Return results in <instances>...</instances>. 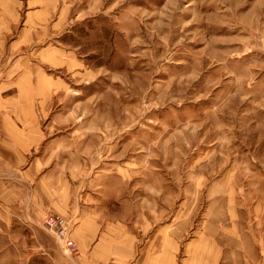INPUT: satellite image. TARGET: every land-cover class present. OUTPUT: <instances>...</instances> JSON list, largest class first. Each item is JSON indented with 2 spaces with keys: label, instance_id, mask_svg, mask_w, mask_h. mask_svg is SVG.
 Wrapping results in <instances>:
<instances>
[{
  "label": "rangeland",
  "instance_id": "1",
  "mask_svg": "<svg viewBox=\"0 0 264 264\" xmlns=\"http://www.w3.org/2000/svg\"><path fill=\"white\" fill-rule=\"evenodd\" d=\"M52 3L29 54L51 90L33 103L36 153L82 240L71 258L42 219L12 216L0 264H179L199 234L226 248L264 234V0Z\"/></svg>",
  "mask_w": 264,
  "mask_h": 264
},
{
  "label": "crops",
  "instance_id": "2",
  "mask_svg": "<svg viewBox=\"0 0 264 264\" xmlns=\"http://www.w3.org/2000/svg\"><path fill=\"white\" fill-rule=\"evenodd\" d=\"M52 1L0 0V224L4 227L12 224V216H15L23 224L36 229L47 213L64 216L60 210L66 211L65 207L62 208L51 200L52 195L49 192L43 190V177L48 174L44 163L46 159L41 155L42 152H36L39 147L45 146L48 138L46 130H36L32 116L33 103L40 102L44 105L48 103L51 94L49 80L41 75V59L33 61L31 56H35L32 54L35 53L43 33L46 34L47 27L44 24L48 18L45 12L52 9ZM23 7L26 8V14L21 17L18 10ZM20 23L22 26L19 34H16ZM43 51L46 56L53 53V49L48 46ZM18 55L22 56L19 60L16 59ZM25 55L31 58L25 61ZM3 58L5 59L2 60ZM17 70L21 71V77H13ZM19 79L23 80L18 81ZM9 106L12 107L11 111ZM18 109L22 110L20 117L16 113ZM20 127L23 130H18ZM19 177L25 183L24 191L18 190ZM19 191L22 193L21 197ZM12 201L15 202L14 207L9 206ZM21 201L24 202L23 205L20 204ZM68 220L70 221L69 218ZM259 235L261 236L233 233L232 237L239 241H234L235 248H226L225 245H218L211 234H199L186 242L185 252L179 264H264V234ZM71 237L77 244V252L70 255L66 251L65 254L74 258L73 256L79 253L78 244L82 238L79 235L73 236L72 230ZM93 237L90 234V241ZM97 244L98 242L96 247ZM163 254L165 252L162 250L154 253L151 256L152 261L157 263V256ZM78 257L82 258V252ZM129 260L131 261L122 263L153 264L139 261L138 258Z\"/></svg>",
  "mask_w": 264,
  "mask_h": 264
},
{
  "label": "built area",
  "instance_id": "3",
  "mask_svg": "<svg viewBox=\"0 0 264 264\" xmlns=\"http://www.w3.org/2000/svg\"><path fill=\"white\" fill-rule=\"evenodd\" d=\"M43 224L54 238L62 244L65 250L70 253L77 252V244L71 237V225L65 216L49 212L44 216ZM103 264H125L118 261H109Z\"/></svg>",
  "mask_w": 264,
  "mask_h": 264
}]
</instances>
